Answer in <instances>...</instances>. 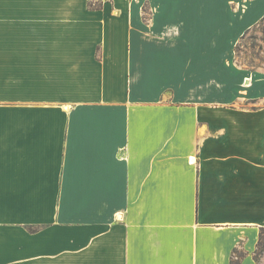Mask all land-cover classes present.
<instances>
[{"label":"crops","instance_id":"crops-1","mask_svg":"<svg viewBox=\"0 0 264 264\" xmlns=\"http://www.w3.org/2000/svg\"><path fill=\"white\" fill-rule=\"evenodd\" d=\"M101 3L0 8V264H257L264 0Z\"/></svg>","mask_w":264,"mask_h":264},{"label":"rangeland","instance_id":"rangeland-1","mask_svg":"<svg viewBox=\"0 0 264 264\" xmlns=\"http://www.w3.org/2000/svg\"><path fill=\"white\" fill-rule=\"evenodd\" d=\"M101 0H88V6L98 7ZM146 4H144V7ZM14 9V16H21L20 27L26 36L32 37V0H0V8ZM18 24V23H17ZM12 25L17 27L18 25ZM237 63L250 70H264V19L246 31L235 45ZM257 264H264V228L254 252Z\"/></svg>","mask_w":264,"mask_h":264}]
</instances>
